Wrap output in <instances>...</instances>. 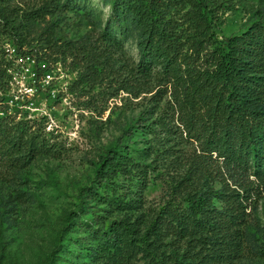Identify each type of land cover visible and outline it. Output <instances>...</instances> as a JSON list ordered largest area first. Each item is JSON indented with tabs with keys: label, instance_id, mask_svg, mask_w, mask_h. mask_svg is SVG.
<instances>
[{
	"label": "trees",
	"instance_id": "obj_1",
	"mask_svg": "<svg viewBox=\"0 0 264 264\" xmlns=\"http://www.w3.org/2000/svg\"><path fill=\"white\" fill-rule=\"evenodd\" d=\"M9 1L0 0L4 25L14 18ZM111 2V23L98 35L104 46L96 48L90 41L67 45L81 63L75 82L92 87L107 68L117 70L110 68L105 52L107 45L120 46L109 25L121 31L130 23L138 35L139 59L129 78L115 80L131 90L153 77L162 87L159 91L168 94L173 115L139 116L122 132L124 142L117 141L99 157L77 200L86 217L80 216L76 224L88 239L75 237L69 243L77 244L85 264H234L244 240L243 199L256 182L264 185V17L239 33L218 37L215 15L201 0L178 12L171 11L168 0ZM58 5L59 0H43L29 14L42 15ZM54 50L65 57L64 49ZM29 53L38 77L49 63H39L44 55L38 50ZM2 63L0 57V167L24 165L39 154H59L60 146L29 119L6 112ZM172 120L196 148L187 170L171 177L165 201L147 212L144 192L151 172L159 167L155 161L171 155L170 147L155 144L163 143L161 133L172 130ZM135 140L145 145L135 148ZM218 167L226 178L215 186L212 176Z\"/></svg>",
	"mask_w": 264,
	"mask_h": 264
},
{
	"label": "rangeland",
	"instance_id": "obj_2",
	"mask_svg": "<svg viewBox=\"0 0 264 264\" xmlns=\"http://www.w3.org/2000/svg\"><path fill=\"white\" fill-rule=\"evenodd\" d=\"M42 1L10 0L14 18L5 25L0 21V31L6 29L0 32L7 83L2 93L7 113L29 119L33 128L57 143L61 151L39 154L24 165L0 167V264H85L77 244L69 243L75 237L88 239L76 224L80 216L86 217L77 204L81 188L92 180L99 157L117 141L124 142L122 132L139 116L149 115V119L167 113L172 117L173 112L168 94L159 91L162 87L153 77L131 90L115 80L129 78L131 66L139 59L138 35L130 23L121 31L115 25L108 26L120 40L119 47L107 45L105 49L110 68L117 70L107 68L92 87L75 82L81 63L79 56L72 57L67 45L87 41L92 46L96 43V48L105 45L98 35L111 23V0H59L56 9L30 16L29 11ZM197 1L168 0L171 11L176 12L194 7ZM201 1L215 15L218 37L239 33L264 17V0ZM58 46L65 50L64 58L55 52ZM34 49L46 58H41V65L49 63L38 80L33 78L34 55L29 53ZM171 124L169 133L160 129L161 136L165 135L163 143L155 144L161 149L170 147L171 155L155 161L159 167L151 172L144 192L147 212L165 201L171 177L187 170L196 148V142L175 125L176 120ZM132 145L140 148L145 143L135 140ZM216 170L213 183L220 186L226 177L219 167ZM256 184L251 195L243 199L244 240L234 264H264V185Z\"/></svg>",
	"mask_w": 264,
	"mask_h": 264
},
{
	"label": "built area",
	"instance_id": "obj_3",
	"mask_svg": "<svg viewBox=\"0 0 264 264\" xmlns=\"http://www.w3.org/2000/svg\"><path fill=\"white\" fill-rule=\"evenodd\" d=\"M20 58L22 59L23 57L20 56ZM33 62H34V58H33ZM42 66H44V64ZM32 71H33V78L36 79V80H38L39 79L38 77H40V75L37 77V75L35 73V67H34V69Z\"/></svg>",
	"mask_w": 264,
	"mask_h": 264
}]
</instances>
